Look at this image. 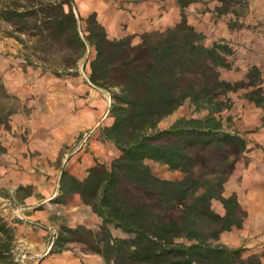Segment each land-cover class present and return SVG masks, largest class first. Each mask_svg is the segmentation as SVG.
<instances>
[{"label": "trees", "instance_id": "16d2710c", "mask_svg": "<svg viewBox=\"0 0 264 264\" xmlns=\"http://www.w3.org/2000/svg\"><path fill=\"white\" fill-rule=\"evenodd\" d=\"M198 1L175 0L179 20L142 33L135 44L131 36L109 38L95 13L85 19L81 35L73 0H28L0 9V19L15 32L47 46L63 39L59 50L67 51L62 65L69 75L92 48L88 80L110 93L112 121L101 133L118 157L109 165L95 161L83 179L62 171L56 197L61 202L77 194L100 218L99 231L62 227L52 252H60L64 242H77L106 264H264V254L244 256L242 248L217 242L223 232L240 228L246 216L236 195L224 196L223 190L252 148L245 132L223 125L220 114L229 101L222 98L246 89V98L264 108L261 71L253 65L246 80L221 78L219 69L231 68L228 57L234 50L223 39L207 42L206 34L188 23L185 9ZM215 10L227 12L220 6ZM8 96L0 77V98ZM185 100L206 115L180 117L158 128ZM11 113L0 103V127ZM149 162L182 176L162 178ZM212 201L221 203L223 213L212 208ZM109 226L127 237L112 236ZM14 241L15 228L0 213V264H24L16 260Z\"/></svg>", "mask_w": 264, "mask_h": 264}, {"label": "rangeland", "instance_id": "374dc122", "mask_svg": "<svg viewBox=\"0 0 264 264\" xmlns=\"http://www.w3.org/2000/svg\"><path fill=\"white\" fill-rule=\"evenodd\" d=\"M198 2L196 20L201 18L202 25L206 24L205 27H237L244 30L242 34L238 32L241 42L232 40L229 42L223 39L224 42L232 44L234 53L228 57L232 62L231 68L219 69L221 78L232 83L246 80L248 69L256 65L261 71V86L264 91V0H224L223 3L219 0H199ZM15 3L27 4L28 0H0V9L15 6ZM73 4L81 32L86 27L85 19L89 14L81 15L74 0ZM217 6L227 12L219 15L215 10ZM12 27L8 22L0 19V77L9 95L0 98V103L12 111L7 124L1 126L0 130H7L12 137L10 140L14 148L27 154L31 160L35 159L37 166L52 165L57 168L62 164V159L86 148L90 137L87 135L91 134V131L93 132L98 126L104 127L111 123L112 118L108 112L97 127L96 124L95 127L92 125L84 130L79 128L86 123L85 121L94 120L98 123L102 119L108 109V101L111 105L110 93L105 89L94 87L88 80L89 62L94 56L92 48L88 47L85 56L78 61L75 69L68 70L73 71V75H69L68 73L71 72L64 71L65 66L62 65L67 51L59 50V47L65 44L63 39H60V43L47 46L26 34L15 32ZM205 38L208 36L205 35ZM54 70L59 71L58 75L53 74ZM58 90L64 92L58 94ZM246 91V89H238L228 92L222 98L229 101V107L223 109L220 114L223 125L230 131L245 132L252 147L240 160L237 171L226 181L223 195L235 194L242 208L246 211L244 205L247 204L252 212L249 217L246 211L240 228L223 232L217 241L230 248H242L244 256L264 254V108L250 102L245 96ZM206 113V110H197L185 100L172 114L160 121L158 128H168L180 117L200 118ZM12 122L19 123V128L10 132ZM86 136L87 141L84 142ZM22 147L27 150H20ZM0 154H2L1 146ZM149 165L153 173L162 178L182 176L179 171H170L161 164L149 162ZM37 171L42 174L47 173ZM19 187L23 189L17 191V188L13 193L16 202L32 191L30 185ZM0 194L6 197L8 193L3 188ZM10 206L12 207L9 212L13 215L14 205ZM211 206L216 212L223 213L219 201H212ZM86 209L82 212L81 224L76 222L75 227L81 225L99 231L100 218L93 214L90 208ZM62 227L69 226L58 223L54 228L59 232ZM109 227L112 236L127 237L120 229ZM54 241L55 236L47 254L57 253L52 252L58 249ZM20 244L21 242L14 241V254L18 260L22 256L26 257V249ZM61 248H79L89 252L77 242H64Z\"/></svg>", "mask_w": 264, "mask_h": 264}, {"label": "crops", "instance_id": "0c3cea01", "mask_svg": "<svg viewBox=\"0 0 264 264\" xmlns=\"http://www.w3.org/2000/svg\"><path fill=\"white\" fill-rule=\"evenodd\" d=\"M74 1L81 15L96 14L97 21L105 28L109 38L131 36L134 44L139 42L142 33L171 27L180 18L175 0ZM198 4L199 2L191 4L185 9V12L188 23L196 30L206 34L207 41L226 39L229 42L231 40L241 42L240 34L244 30H240V28L205 27L206 24L202 25L201 18L196 20ZM217 21L219 22V20ZM218 25L222 26L219 23ZM62 92L64 91H57L58 94H62ZM85 122L84 125L79 126L80 130L88 129L92 125L95 127L97 124L94 120ZM18 124L12 122L10 132L19 128ZM101 127L103 125L95 128L93 132L90 130L91 134H89L86 148L62 159V164L57 168L52 165L37 166L35 159L31 160L27 154L14 148L13 142L10 140L12 137L7 130H0V146L2 147L0 191L4 188L8 193L6 197L0 194V213L14 226L15 241L21 242L20 245L26 249L24 264H105L102 256L79 248L62 249L60 252L47 254L54 236L57 234L55 225L63 223L66 226L75 227L76 222L81 224L82 212L85 211V208L89 209L88 206L82 204L77 194L68 197V200L65 199L64 202L56 201L61 172L67 171L76 178L83 179L95 161L109 165L119 155L118 149L102 136ZM20 150L27 149L22 147ZM37 170L47 173L42 174ZM26 185L32 186L31 193L16 202L14 191L19 186ZM11 204L14 205L13 215L22 221L15 222L14 216L10 215ZM247 206V204L244 205V208L248 212V216L251 217V207Z\"/></svg>", "mask_w": 264, "mask_h": 264}, {"label": "water", "instance_id": "95a60500", "mask_svg": "<svg viewBox=\"0 0 264 264\" xmlns=\"http://www.w3.org/2000/svg\"><path fill=\"white\" fill-rule=\"evenodd\" d=\"M72 1V0H71ZM110 110V101H108V109L106 113L103 115L102 119L97 123L96 127L100 124V122L107 116L108 112ZM22 261L24 262V258H22Z\"/></svg>", "mask_w": 264, "mask_h": 264}, {"label": "built area", "instance_id": "2783aa9c", "mask_svg": "<svg viewBox=\"0 0 264 264\" xmlns=\"http://www.w3.org/2000/svg\"><path fill=\"white\" fill-rule=\"evenodd\" d=\"M87 136H89V134H88ZM87 136L84 138V140H83L84 142L87 141ZM22 258H24V256L21 257V261H22ZM16 260H18V258H16ZM22 262H23V261H22ZM23 263H24V262H23Z\"/></svg>", "mask_w": 264, "mask_h": 264}]
</instances>
